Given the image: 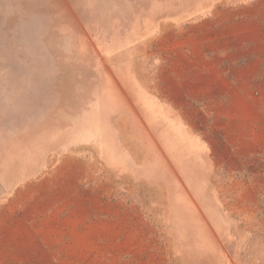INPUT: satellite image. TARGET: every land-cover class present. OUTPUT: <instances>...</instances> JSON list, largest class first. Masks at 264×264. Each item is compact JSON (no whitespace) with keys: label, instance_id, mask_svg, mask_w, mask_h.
Wrapping results in <instances>:
<instances>
[{"label":"rangeland","instance_id":"374dc122","mask_svg":"<svg viewBox=\"0 0 264 264\" xmlns=\"http://www.w3.org/2000/svg\"><path fill=\"white\" fill-rule=\"evenodd\" d=\"M0 264H264V0H0Z\"/></svg>","mask_w":264,"mask_h":264},{"label":"crops","instance_id":"0c3cea01","mask_svg":"<svg viewBox=\"0 0 264 264\" xmlns=\"http://www.w3.org/2000/svg\"><path fill=\"white\" fill-rule=\"evenodd\" d=\"M208 54H211V55L209 56ZM222 54L223 52H222L221 46H220V49H218V46L215 45V50L210 51V52L207 50L205 46L203 47V81L196 82L195 84H193L191 88L188 89V91L184 90L183 92L186 98L189 96L192 98L194 96H199V97H202L203 99V105H217V106H219L218 104L221 101L226 100L230 104V107L236 105L239 99L244 100V101L248 100L245 93L241 94L242 92H244V90L238 91L237 88H235V86L229 85L224 80V77H223L224 74H223V68H222V64H223ZM225 89H227L226 91H229V93L225 94ZM233 92H238L239 94L236 97H234L232 95ZM161 100L162 98L160 96L156 98V101L158 102V104H160L161 106L165 105L164 103L161 102ZM167 105L176 106L178 104L177 103L170 104L169 102V104ZM235 121H237V119H235ZM180 123L183 126L184 131L187 133V135L197 140L200 143V147L197 151H195V153L199 154L201 159L203 158L202 159L203 160V171H208L211 173L217 171L219 168V164L216 160L214 149L207 142L208 137L206 135V131L203 130V140H202V136H198L187 123L184 124L185 123L184 121ZM87 140H91L92 142H97L96 138H87ZM98 143L102 151L101 144H100L101 142L98 141ZM76 144L77 146H79L80 142H77ZM103 144H107V146L111 148V144L108 143L107 141L105 142L103 141ZM195 153H190V155L188 156L189 161L192 160V156L195 155ZM101 154L105 162L104 163L105 170L107 173H109L110 176L112 175L120 176L121 173L124 172L125 166H124V162H122V158L118 156V158L120 159V162L111 164L106 159L105 154L103 152H101ZM89 155H90V159H89V162L87 163L88 166L93 165L92 163L94 162L95 153L91 151ZM191 164H192L191 162H188L187 163L188 167H190ZM164 165H167V169L172 170L173 172H175V170L177 169V167L171 163H165ZM74 170H75V167L72 166V164L66 163V162L61 167V171H64V172L72 173ZM77 170H80L79 166L77 167ZM77 204H78V207H77L78 210L81 209V207H83L80 201Z\"/></svg>","mask_w":264,"mask_h":264}]
</instances>
